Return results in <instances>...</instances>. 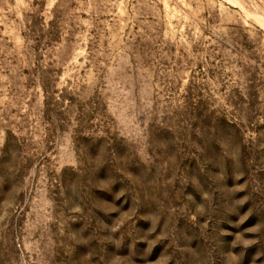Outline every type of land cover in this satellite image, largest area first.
Segmentation results:
<instances>
[{
  "label": "rangeland",
  "instance_id": "rangeland-1",
  "mask_svg": "<svg viewBox=\"0 0 264 264\" xmlns=\"http://www.w3.org/2000/svg\"><path fill=\"white\" fill-rule=\"evenodd\" d=\"M0 264H264V0H0Z\"/></svg>",
  "mask_w": 264,
  "mask_h": 264
}]
</instances>
